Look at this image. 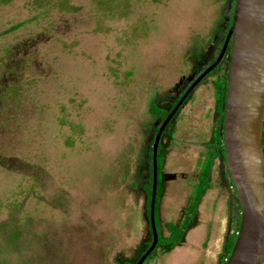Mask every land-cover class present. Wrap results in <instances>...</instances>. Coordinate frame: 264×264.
Masks as SVG:
<instances>
[{
	"label": "rangeland",
	"instance_id": "374dc122",
	"mask_svg": "<svg viewBox=\"0 0 264 264\" xmlns=\"http://www.w3.org/2000/svg\"><path fill=\"white\" fill-rule=\"evenodd\" d=\"M234 4H0V264H135L149 250L153 139L218 56ZM224 71L211 72L166 127L158 207L172 179L164 176L175 169L172 153L188 149L192 180L205 165L220 120L213 83ZM161 231L165 238L163 223ZM208 236L195 223L177 253L159 248L144 264L171 256V264H216L219 250H205Z\"/></svg>",
	"mask_w": 264,
	"mask_h": 264
},
{
	"label": "water",
	"instance_id": "95a60500",
	"mask_svg": "<svg viewBox=\"0 0 264 264\" xmlns=\"http://www.w3.org/2000/svg\"><path fill=\"white\" fill-rule=\"evenodd\" d=\"M230 45L222 132L224 165L240 206V229L225 264H264V0H236L233 18L216 61L189 87L161 125L153 144V243L136 264H144L158 244L155 202L161 137L194 89L222 62Z\"/></svg>",
	"mask_w": 264,
	"mask_h": 264
},
{
	"label": "crops",
	"instance_id": "0c3cea01",
	"mask_svg": "<svg viewBox=\"0 0 264 264\" xmlns=\"http://www.w3.org/2000/svg\"><path fill=\"white\" fill-rule=\"evenodd\" d=\"M214 135L211 139L212 142L214 141ZM172 138L173 137L170 138V143L173 142ZM214 146L215 145H213V147L209 151H207V156L208 154L214 152L216 153L208 184L202 193L201 199L198 203L196 211L194 212L191 218V222L185 232L183 240L185 241L187 239L188 234H191V229L193 228L195 223L199 224V226L201 225L203 229H206L208 227L209 236L205 245L210 248H206L205 250H219L217 252V257L215 258L216 264H218V257L224 250L226 240L236 230L239 215V203L234 191L232 190V186L228 173L226 172L225 165L223 167L221 152L219 153L217 150L218 148L216 149V147ZM187 150L188 149L179 148L177 152L172 153V162H174L175 169L167 173L172 176V179L166 181V184H164V196L167 199L161 200L162 202L158 207V219L160 222V230L162 223L165 227L166 224L179 225L183 222L191 204L192 196L194 193L193 189L198 184L200 172L197 173L195 180H192L191 174L194 172L186 168V159L188 153ZM161 155L165 159V156L162 154V149ZM200 156L201 153L199 154V157ZM170 205L172 208V212L173 210H175L176 213L172 214L171 217H168L166 215L171 210ZM164 216H166V218H164ZM169 235L170 234L167 231V236L165 237V239H167ZM195 238H197V236ZM180 249L181 248H178V246L176 248L170 249V254ZM177 255V257L180 256L179 254ZM174 258L175 256H171L164 262L160 257H158L156 259V264H171L173 263L171 259L174 260ZM182 259L184 261L191 262L190 255H187L186 259Z\"/></svg>",
	"mask_w": 264,
	"mask_h": 264
},
{
	"label": "trees",
	"instance_id": "16d2710c",
	"mask_svg": "<svg viewBox=\"0 0 264 264\" xmlns=\"http://www.w3.org/2000/svg\"><path fill=\"white\" fill-rule=\"evenodd\" d=\"M10 1L11 0H0V4L7 5V4L10 3ZM235 2H236V0H235ZM234 8H235V4H234L233 10L231 12V15L229 17L230 19L228 21L227 30L229 29L230 23H231L232 18H233ZM18 28H19V25L13 26L9 30H7L6 33L13 32V31L17 30ZM224 41H225V39L222 41L221 48H222V46L224 44ZM221 48H220V51H221ZM216 59H217V57L214 59V61L211 64H213ZM228 59H229V57L227 58V61H228ZM227 78H228V75L226 74L224 77L217 78L214 81V83H213L214 97H215V101H216V109H217V112H218V116H220V120H217V126H216L217 128H216V131H215L213 144L217 145L218 147H220L222 149L223 160H224V150H223L222 132H223V124H224V116H225V105H226V94H227ZM180 99L181 98H179L173 104V106L171 108V111L166 112L165 117L159 123V128L161 127L163 122L166 120V118L169 116V114L173 111V109L178 104ZM159 128H158V131H159ZM158 131H157V133H158ZM157 133H156V135H157ZM163 135H164V133H163ZM154 140H155V138L153 139V143H152V146H151V149H150V156H151L150 180H149V184L145 186V193H146V199H147L146 200L147 217H148L149 223H150L152 189H153V144H154ZM262 146H263V154H264V129H263ZM161 149H162L161 146H159V150L158 151L160 152ZM215 157H216V153L214 152V153L208 154V158L205 159V165L203 166V168H202V170L200 172L199 179H198V184L194 188L195 190H194V193H193V196H192L191 204L189 206L187 215H186L185 219L183 220V222L180 223L179 225L166 224L165 228L170 234L167 239H165L159 233L160 232V222H159V219H158V202L156 200V202H155V224H156V228L158 230L159 239H158V244H157V247H156L155 251L158 248H163V249L164 248H169V249L176 248L183 241V238L185 236V232L188 229L189 224L191 222V218H192L194 212L196 211V208H197L198 203H199V201L201 199L202 193H203L204 189L206 188V186L208 184L209 176H210V173H211V169H212V165H213ZM164 160L165 159H164L163 156H161L160 158L158 157V161H157V163H158V174H160V172H161ZM240 219H241V216H240V206H239V215H238V220H237V225H236L237 227H236L235 232L233 234H231L229 236V238L225 242L224 251H223V253L220 256L221 264H225L226 263V261L230 257L231 252H232V250L234 248V245H235V242H236V238H237V233H238V231L240 229ZM150 232L152 233L151 225H150ZM150 246H151V244L148 245V247H150ZM154 252H153V254H154ZM143 254H141V256ZM149 257H151V256H149Z\"/></svg>",
	"mask_w": 264,
	"mask_h": 264
},
{
	"label": "flooded vegetation",
	"instance_id": "af4514ba",
	"mask_svg": "<svg viewBox=\"0 0 264 264\" xmlns=\"http://www.w3.org/2000/svg\"><path fill=\"white\" fill-rule=\"evenodd\" d=\"M235 4H236V2H235ZM230 15H231V14H230ZM230 15H229V17H230ZM229 17H228V20H227V21H229V19H230ZM225 18H226V17H225ZM227 28H228V22H227ZM228 30H229V29H228ZM228 30H227V33H228ZM226 36H227V34H226ZM226 36H225L224 39H226ZM224 42H225V41H224ZM222 47H223V46H222ZM221 50H222V48H221ZM220 52H221V51H220ZM220 52H219V54H220ZM219 54H218V56H219ZM218 56H217V57H218ZM228 57H229V59H230V45H229V48H228V50H227V52H226V55H225V57L223 58L222 62H221V63L218 65V67L214 70L215 72H218V71L221 69V67L225 66V71H224V73L221 74V75H219L218 78L224 77L226 74L228 75V64H229V59H228V61H227V58H228ZM215 61H216V60H215ZM211 65H212V64H211ZM211 65H209V66H211ZM209 66H208V67H209ZM208 67H207V68H208ZM219 67H220V68H219ZM207 68H205V69L203 70V72H204ZM203 72H202V73H203ZM202 73H201V74H202ZM201 74H199V75L197 76V78H198ZM197 78H196V79H197ZM196 79L192 82V84L196 81ZM192 84H191V85H192ZM191 85H190V86H191ZM190 86H189V87H190ZM189 87L187 88V90L189 89ZM187 90H186V91H187ZM183 96H184V95H183ZM159 129H160V128H159ZM165 131H166V129H165ZM165 131H164V133H165ZM161 139H164V136H163V135H162ZM159 146H161V143H160ZM161 148H163V140H162V146H161ZM165 175H166V176H164V175L162 174L161 178L163 179V176H164L165 178H171V176H170L169 174H165ZM145 185H147V184H145ZM145 185H144V186H145ZM238 210H239V205H238ZM150 225H151V223H149V226H150ZM157 232H158V230H157ZM159 233L162 235L161 230H160ZM150 234H151V238H152V239H151V242H143V244H145V246H148V245H150V244L152 245V243H153V234H152V233H150ZM150 247H151V246H150ZM158 249H159V248H158ZM158 249H157V250H158ZM154 251H155V250H154ZM154 251H153V252H154ZM146 252H147V251H146ZM146 252H145V253H146ZM145 253H144V254H145ZM144 254H143V255H144ZM143 255H142V256H143ZM152 255H153V253H152L150 256H152ZM142 256H141V257H142ZM138 261H139V260H138ZM138 261H137V262H138ZM137 262H136V263H137ZM145 262H146V261H145ZM136 263H135V264H136Z\"/></svg>",
	"mask_w": 264,
	"mask_h": 264
}]
</instances>
